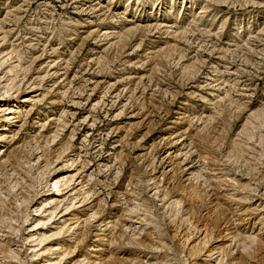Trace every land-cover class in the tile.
<instances>
[{
    "label": "rangeland",
    "instance_id": "374dc122",
    "mask_svg": "<svg viewBox=\"0 0 264 264\" xmlns=\"http://www.w3.org/2000/svg\"><path fill=\"white\" fill-rule=\"evenodd\" d=\"M230 1L0 0V92L41 100L0 127V264L57 258L8 184L44 206L58 177L64 264H264V0Z\"/></svg>",
    "mask_w": 264,
    "mask_h": 264
},
{
    "label": "bare ground",
    "instance_id": "6f19581e",
    "mask_svg": "<svg viewBox=\"0 0 264 264\" xmlns=\"http://www.w3.org/2000/svg\"><path fill=\"white\" fill-rule=\"evenodd\" d=\"M208 1H214V3H217L218 2L220 4H225V3L228 4V1L230 3L232 2L230 0H208ZM182 6L183 7H186V5H183V2H182ZM207 8H208V6L204 7L205 10H207ZM200 13H202V12H200ZM155 27L157 28V26H155ZM1 30H2V26H1V23H0V31ZM128 31L129 32H136V31H138V28L130 29ZM0 33H2V32H0ZM5 40H6V36L4 35L2 37V39H0V42H2V45L4 44ZM9 55H7V57ZM2 64H4V63H2ZM12 71H14L16 77L19 76V75L21 76V74H22V77H23L22 78V81H23L24 79L27 78V75L30 73L31 67L29 66V67H25L24 68L22 66L19 58H17L16 64L13 65V66H10L8 72L9 73H13ZM47 75H48V72H46V74L44 75V77H47ZM44 79H41V80L43 81ZM30 85L37 86V84H35L34 82L32 84H30ZM34 88H36V87H33L32 89H34ZM32 89H31V92H32ZM11 90H12V87H10L8 85H5L4 88L2 89V92H0V113L1 112H7V110H8L7 113L3 114V116L0 117V119H1L0 120V127H3L4 126L3 128H1L2 130L3 129H6V126H7L6 125V122L11 121L10 124H12V122H16L17 119L21 118V116L22 117H25V118L27 116H29L30 113L33 111V109L35 107L37 109V106L36 105H38L39 102L41 101V100H37V98H34L35 96L28 94V95L20 98L21 100L18 103H16L15 101L14 102L12 101L13 103H11L10 102L11 100L18 98V95L20 93H16V92H18L20 90V88H17L16 92H13V93H16L15 95L13 93H10ZM25 102H27L26 103V104H28L27 106H30L29 107V110H25V108H24ZM5 103H7V104L8 103L9 104L11 103V104L8 107L2 109V104L4 105ZM72 104H74L76 106L79 105L78 103H73V102H72ZM97 104H99V103H97ZM24 123H25V121L22 124H24ZM44 126H45L44 124L42 126H40L42 128V131L44 129ZM8 129H10V128L7 127V130ZM8 134H9V132L2 134L0 136V139H1L0 141L6 142L7 139L9 138V135ZM40 136H43V134H41ZM57 137H58L57 136V130H55L54 133H53V136L51 137V140L50 141L53 142ZM33 139L35 141H37V136L35 135ZM45 139H47V138H45ZM46 143H47V140H46ZM44 145H45V143H44ZM66 148L68 149V146H66ZM40 158H42V156H39L37 158V161H39ZM0 159H1V154H0ZM74 161H72L70 163V165H73V162ZM68 162L69 161H66V163H65L66 165L65 166H61L60 169H62L64 167H67L68 166L67 165ZM6 163H7V161H5V162H2L1 161L0 168L5 167V164ZM29 163H30V161H29ZM52 163H50V165H52ZM45 164H48V160H46V163ZM82 165H85V164L82 163ZM36 166H37V164H36ZM28 169H29V171H31L33 168L31 167V165H29V168ZM13 172H15V171H13ZM73 178L74 177H71L70 180H66L65 178L63 179L62 177L56 178L55 181L52 182L53 192H51V197L44 203V206L43 205L42 206H39L40 204L39 205L36 204L37 203V200L35 201L34 199H31V198H29L27 196V194L29 192L28 191H25V189H26L25 186H22L20 183H18V182H20L19 178H17L18 181H16V179H14V183L13 184H8L9 185V188L8 189H10L11 192H12L13 189L16 188L15 185L19 186V187H17L19 193H15L13 196L16 198L15 203L18 204V205H16V210L18 208H23L24 209L22 211L23 213H25V215L23 214V218L24 219H27L31 215V214H27L26 213V211L29 208V206L32 205L33 203H34L33 205L35 206L34 207L35 209L33 211L34 214L32 215L33 216L32 217L33 221L31 222V225L33 227H32V229L28 230L27 235H25L26 239L28 238V243L29 244H32L29 247L31 249V251H32L31 252L32 253L31 254V258L32 259H35L36 258V260H40L42 258L45 259L46 258L45 256H47V255H56L57 258L54 259V260L45 259L44 264H64V261H66L65 259H67L68 256L72 253L70 250H67V249L66 250L65 249L62 250V248L58 249L57 247H55V245H50V242L53 241V239L55 237L60 236V232L63 231V229H61L60 232H54V233L48 234L49 233L48 232L49 229L46 230V227L49 225V222L55 217V214L58 211V206L57 205H59V204H61L63 202V201H61V202L59 201V200H61L60 198H64L63 197V194H62L63 191H62L61 188L62 187H68L67 184L68 183H71L73 181ZM20 179H22V178H20ZM27 186L30 187V188L32 187L30 183ZM23 191H25V192H23ZM83 194L85 195V197H88L89 195H91V194L93 195L94 193H93L92 190L91 191L89 190L88 192L86 191ZM86 200L87 199H83L82 202H85ZM57 203H59V204H57ZM68 209L69 208L66 207L65 210H68ZM49 231H51V230H49ZM0 251H5L6 255H8V257H9L10 262H11V260L12 261L13 260H17V258H18V254L16 252H14V251L9 250V248H7V247L1 249ZM58 251H60V252H58ZM8 257L5 256V257H2V258L3 259H6ZM17 262L21 264L20 260H18ZM108 264H112V263H108Z\"/></svg>",
    "mask_w": 264,
    "mask_h": 264
}]
</instances>
